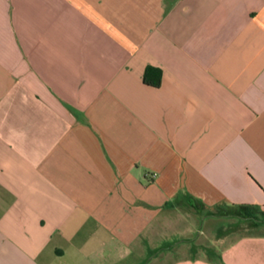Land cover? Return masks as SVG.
I'll return each mask as SVG.
<instances>
[{
    "label": "crops",
    "instance_id": "0c3cea01",
    "mask_svg": "<svg viewBox=\"0 0 264 264\" xmlns=\"http://www.w3.org/2000/svg\"><path fill=\"white\" fill-rule=\"evenodd\" d=\"M167 257L264 264V0H0V264Z\"/></svg>",
    "mask_w": 264,
    "mask_h": 264
},
{
    "label": "trees",
    "instance_id": "16d2710c",
    "mask_svg": "<svg viewBox=\"0 0 264 264\" xmlns=\"http://www.w3.org/2000/svg\"><path fill=\"white\" fill-rule=\"evenodd\" d=\"M163 78V70L161 67L148 65L145 68L143 80L145 84L159 87Z\"/></svg>",
    "mask_w": 264,
    "mask_h": 264
},
{
    "label": "rangeland",
    "instance_id": "374dc122",
    "mask_svg": "<svg viewBox=\"0 0 264 264\" xmlns=\"http://www.w3.org/2000/svg\"><path fill=\"white\" fill-rule=\"evenodd\" d=\"M199 227L202 228V222H200ZM170 260L171 258L167 257V260L164 262V264H171Z\"/></svg>",
    "mask_w": 264,
    "mask_h": 264
}]
</instances>
